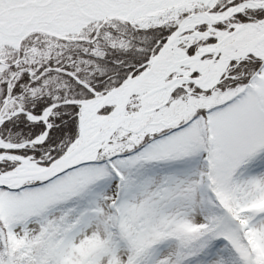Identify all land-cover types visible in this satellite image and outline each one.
I'll return each instance as SVG.
<instances>
[{"label": "snow or ice", "instance_id": "obj_1", "mask_svg": "<svg viewBox=\"0 0 264 264\" xmlns=\"http://www.w3.org/2000/svg\"><path fill=\"white\" fill-rule=\"evenodd\" d=\"M0 264H264V0H0Z\"/></svg>", "mask_w": 264, "mask_h": 264}]
</instances>
